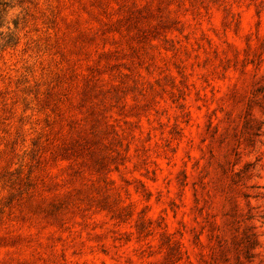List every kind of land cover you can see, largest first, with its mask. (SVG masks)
<instances>
[{
    "label": "rangeland",
    "instance_id": "374dc122",
    "mask_svg": "<svg viewBox=\"0 0 264 264\" xmlns=\"http://www.w3.org/2000/svg\"><path fill=\"white\" fill-rule=\"evenodd\" d=\"M0 264H264V0H0Z\"/></svg>",
    "mask_w": 264,
    "mask_h": 264
}]
</instances>
